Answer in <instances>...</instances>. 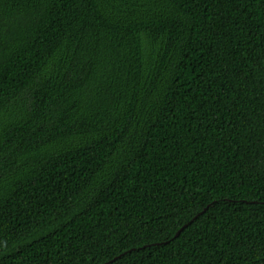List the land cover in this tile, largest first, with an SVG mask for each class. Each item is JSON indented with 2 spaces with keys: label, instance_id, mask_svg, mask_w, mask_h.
Returning <instances> with one entry per match:
<instances>
[{
  "label": "trees",
  "instance_id": "1",
  "mask_svg": "<svg viewBox=\"0 0 264 264\" xmlns=\"http://www.w3.org/2000/svg\"><path fill=\"white\" fill-rule=\"evenodd\" d=\"M0 264H264V0H0Z\"/></svg>",
  "mask_w": 264,
  "mask_h": 264
},
{
  "label": "water",
  "instance_id": "2",
  "mask_svg": "<svg viewBox=\"0 0 264 264\" xmlns=\"http://www.w3.org/2000/svg\"><path fill=\"white\" fill-rule=\"evenodd\" d=\"M182 232V230L177 234V236Z\"/></svg>",
  "mask_w": 264,
  "mask_h": 264
}]
</instances>
